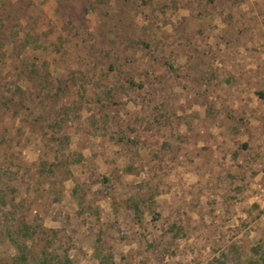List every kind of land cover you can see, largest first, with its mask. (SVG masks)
<instances>
[{
  "label": "rangeland",
  "instance_id": "rangeland-1",
  "mask_svg": "<svg viewBox=\"0 0 264 264\" xmlns=\"http://www.w3.org/2000/svg\"><path fill=\"white\" fill-rule=\"evenodd\" d=\"M9 3L0 232L14 206L75 264H99L97 245L115 264H245L264 248V0ZM30 63L63 89L46 105L64 120L62 152L42 138L50 120L34 123L47 110L26 100ZM15 255L0 240V264Z\"/></svg>",
  "mask_w": 264,
  "mask_h": 264
},
{
  "label": "trees",
  "instance_id": "trees-1",
  "mask_svg": "<svg viewBox=\"0 0 264 264\" xmlns=\"http://www.w3.org/2000/svg\"><path fill=\"white\" fill-rule=\"evenodd\" d=\"M9 0H0V44L2 46H9L11 44L10 33H8V22L11 15L8 13L9 10ZM9 14V15H8ZM7 42V44L5 43ZM146 45V43H143ZM26 46V45H25ZM3 49V48H1ZM28 65V64H27ZM28 68V69H27ZM35 66L31 67L30 65L26 66L24 72L21 73L24 81H29V86H34L36 89L35 94H32L30 97L25 96V91L21 86L16 87L17 92H19L26 100H38L43 109L47 110L46 113L40 115L34 120V123H39L41 119L50 120L47 125L48 133L44 132L43 137L49 136L50 140L59 145V151L62 152L68 147V138L65 136L64 131L59 132L60 129L64 128V120L58 121L59 114L55 113L53 110L54 107H46L47 102L53 101L55 97L57 100L60 98L63 93L62 88H58V91L54 90V83L50 78V74H42L41 70L35 69ZM20 76V75H19ZM134 84V83H133ZM261 96H264L263 93H260ZM57 102V101H56ZM54 102V104L56 103ZM13 104L12 99L6 98L4 105L9 108ZM23 106L24 104L21 103ZM20 105V106H21ZM19 109H16L15 112H18ZM46 115V117H45ZM39 121V122H38ZM63 121V122H62ZM45 129V128H44ZM59 129V130H57ZM58 163L54 164L50 169V173H53V168L57 167ZM41 173L44 171L39 168ZM2 176L0 175V212H3L11 204L9 201L10 193H8L4 188L1 187L3 182ZM12 201V200H11ZM8 214H5L9 217L4 225V229L0 232L1 242L10 244L16 250V255L12 258L11 264H75V261L69 256L68 248L62 243L59 236L60 233L57 231H52L51 235L45 231L44 227L36 219L32 223L26 222L23 217L21 220H18L15 216L14 206H11ZM131 208L136 214L139 222H142V211L140 208V203L136 200H131ZM171 231L175 233V237H179L182 233V228L174 225L171 228ZM46 242V245L41 250L37 252L35 247L30 244L34 243L35 240ZM101 239L99 236L98 240ZM95 258L99 259V264H115L114 257L112 253L105 254L101 251L100 247L97 245L95 247ZM227 256L224 257L226 259ZM245 264H264V248L259 245L252 249V255L246 259ZM222 264H225L223 261Z\"/></svg>",
  "mask_w": 264,
  "mask_h": 264
}]
</instances>
